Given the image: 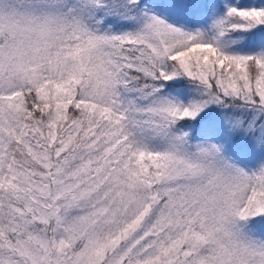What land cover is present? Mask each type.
Returning a JSON list of instances; mask_svg holds the SVG:
<instances>
[{
    "label": "snow or ice",
    "instance_id": "obj_1",
    "mask_svg": "<svg viewBox=\"0 0 264 264\" xmlns=\"http://www.w3.org/2000/svg\"><path fill=\"white\" fill-rule=\"evenodd\" d=\"M0 264H264V0H0Z\"/></svg>",
    "mask_w": 264,
    "mask_h": 264
}]
</instances>
